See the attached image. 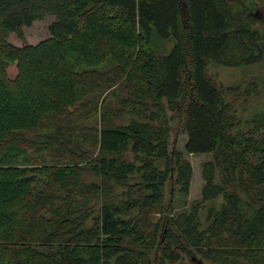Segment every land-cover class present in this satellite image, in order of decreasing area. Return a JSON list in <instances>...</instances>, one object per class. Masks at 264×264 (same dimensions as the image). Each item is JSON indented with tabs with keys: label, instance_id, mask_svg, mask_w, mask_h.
<instances>
[{
	"label": "trees",
	"instance_id": "16d2710c",
	"mask_svg": "<svg viewBox=\"0 0 264 264\" xmlns=\"http://www.w3.org/2000/svg\"><path fill=\"white\" fill-rule=\"evenodd\" d=\"M254 3L0 0V264H153L161 242L157 264L179 252L264 264V113L238 119L208 70L264 60ZM47 16L50 37L26 43L24 27ZM178 118L186 151L214 161L203 199L151 233L167 182L191 185V163L171 150ZM87 169L101 182H84ZM114 184L127 189L111 195Z\"/></svg>",
	"mask_w": 264,
	"mask_h": 264
},
{
	"label": "rangeland",
	"instance_id": "374dc122",
	"mask_svg": "<svg viewBox=\"0 0 264 264\" xmlns=\"http://www.w3.org/2000/svg\"><path fill=\"white\" fill-rule=\"evenodd\" d=\"M251 9L255 14L260 17L264 16V1L257 0ZM54 20L53 16H47L44 20H37L31 26L24 27L25 41L28 44L37 45L42 41L50 37L48 27L50 23ZM257 27L264 31V24L259 23ZM8 40L14 45H24V41L20 39L19 35L16 33H10ZM156 48L162 50L163 52H170L173 47V41H155ZM155 48V47H154ZM209 75L222 87L227 100L233 102L236 116L241 121H246L252 116L264 113V60L260 62H255L252 64H245L242 66H227L212 62L209 65ZM118 105L117 102H115ZM173 112L169 111V115ZM130 115L125 116L122 119H118V122H127L130 119ZM172 134H171V150L176 148L177 151H182L185 158L191 163L193 169V176L191 180V185L188 194L180 192V185L175 183L174 174L173 179H170L165 187V201L162 207L155 208L149 217L144 221V227L146 231L151 233L156 229V223L159 220L167 219L170 214H176V216L182 211H191L192 205L203 199V189L207 183L204 172L207 170L206 164L208 162L214 161L213 153H203V154H193L186 151L185 145L188 140V135L183 129L182 121L174 119L171 124ZM131 158V154L127 155ZM220 178L217 171L216 181ZM83 180L86 183L91 182H101L98 175L93 173L91 170H85ZM175 190L172 191V189ZM127 188L123 186L113 185L110 193L111 195L121 194L122 191ZM232 189H234L232 187ZM239 194L244 196V194L237 189ZM222 201V197H219L216 201H207L204 208L200 212L202 226H207L208 209L211 206H218ZM100 204V202H99ZM82 205V204H80ZM161 246V247H160ZM161 244H156L154 250L151 254V262L157 264L161 256ZM197 258L192 259V255L177 254L176 264H198L197 260L201 261V264H219L204 257L197 255Z\"/></svg>",
	"mask_w": 264,
	"mask_h": 264
}]
</instances>
